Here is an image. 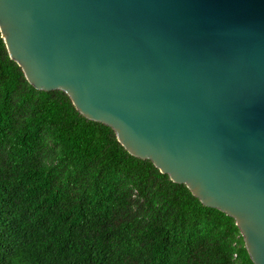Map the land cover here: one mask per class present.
I'll return each instance as SVG.
<instances>
[{
    "label": "water",
    "instance_id": "obj_1",
    "mask_svg": "<svg viewBox=\"0 0 264 264\" xmlns=\"http://www.w3.org/2000/svg\"><path fill=\"white\" fill-rule=\"evenodd\" d=\"M10 55L233 216L264 264V0H0Z\"/></svg>",
    "mask_w": 264,
    "mask_h": 264
},
{
    "label": "trees",
    "instance_id": "obj_2",
    "mask_svg": "<svg viewBox=\"0 0 264 264\" xmlns=\"http://www.w3.org/2000/svg\"><path fill=\"white\" fill-rule=\"evenodd\" d=\"M0 264H255L236 219L39 89L0 28Z\"/></svg>",
    "mask_w": 264,
    "mask_h": 264
}]
</instances>
